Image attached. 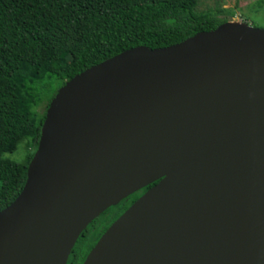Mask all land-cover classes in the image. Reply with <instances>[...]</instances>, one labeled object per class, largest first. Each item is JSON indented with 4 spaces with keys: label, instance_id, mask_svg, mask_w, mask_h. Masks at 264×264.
Listing matches in <instances>:
<instances>
[{
    "label": "water",
    "instance_id": "1",
    "mask_svg": "<svg viewBox=\"0 0 264 264\" xmlns=\"http://www.w3.org/2000/svg\"><path fill=\"white\" fill-rule=\"evenodd\" d=\"M149 186L83 264H264V29L227 22L67 81L0 211V264H68Z\"/></svg>",
    "mask_w": 264,
    "mask_h": 264
},
{
    "label": "trees",
    "instance_id": "2",
    "mask_svg": "<svg viewBox=\"0 0 264 264\" xmlns=\"http://www.w3.org/2000/svg\"><path fill=\"white\" fill-rule=\"evenodd\" d=\"M198 5L199 0H0V211L25 186L59 89L127 50L170 47L229 22L198 13ZM29 140L35 150L24 164L4 159ZM148 188L96 219L79 238L68 264H83L106 230Z\"/></svg>",
    "mask_w": 264,
    "mask_h": 264
},
{
    "label": "rangeland",
    "instance_id": "3",
    "mask_svg": "<svg viewBox=\"0 0 264 264\" xmlns=\"http://www.w3.org/2000/svg\"><path fill=\"white\" fill-rule=\"evenodd\" d=\"M197 12L211 13L229 22L246 24L251 27L264 29V0H199ZM57 84L50 88L47 96L56 89ZM39 111H45V105ZM35 150L32 141L22 142L17 151L11 154H5L4 159L17 164H24L29 154Z\"/></svg>",
    "mask_w": 264,
    "mask_h": 264
},
{
    "label": "flooded vegetation",
    "instance_id": "4",
    "mask_svg": "<svg viewBox=\"0 0 264 264\" xmlns=\"http://www.w3.org/2000/svg\"><path fill=\"white\" fill-rule=\"evenodd\" d=\"M152 186H153V185H152ZM152 186H151V187H152ZM148 189H150V188H148ZM148 189H147V190H148ZM147 190H146V191H147ZM146 191H144V193H145ZM140 192H142V191H140ZM144 193H142V195H143ZM142 195H141V196H142ZM141 196H140V197H141ZM140 197H139V198H140Z\"/></svg>",
    "mask_w": 264,
    "mask_h": 264
}]
</instances>
